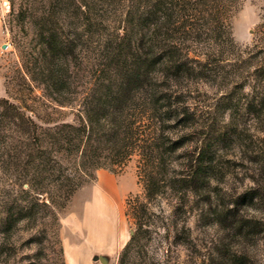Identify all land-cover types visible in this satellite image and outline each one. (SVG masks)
I'll return each instance as SVG.
<instances>
[{"label": "rangeland", "instance_id": "rangeland-1", "mask_svg": "<svg viewBox=\"0 0 264 264\" xmlns=\"http://www.w3.org/2000/svg\"><path fill=\"white\" fill-rule=\"evenodd\" d=\"M122 1L113 5L120 23L111 22L101 39L59 15L64 48L50 67L44 38L53 24L44 14L57 4L71 10L73 0H0V264H264V173L256 163L264 135V0H215L234 43L222 55L215 32L191 34L179 45L191 70L169 89L192 114L183 149L193 157L210 150L208 171L174 185L181 168L174 159L166 184L148 197L132 155L121 169L82 175L64 205L47 208L46 193L29 189L33 183L55 191L60 173L78 177L82 166L73 155L29 157L32 139L12 116L31 115L39 132L77 122L70 105L82 102L78 91L93 82L98 47L124 19L136 21L137 9ZM151 1H142L145 9ZM198 9L189 6L192 21L217 22L215 11ZM129 205L143 206L141 214Z\"/></svg>", "mask_w": 264, "mask_h": 264}, {"label": "trees", "instance_id": "trees-1", "mask_svg": "<svg viewBox=\"0 0 264 264\" xmlns=\"http://www.w3.org/2000/svg\"><path fill=\"white\" fill-rule=\"evenodd\" d=\"M121 1L73 0L71 10H68L69 4H57L46 9L44 22L50 21L54 25L49 27L44 38V60L49 61L48 66L52 67L63 53L61 48L64 47L58 41L56 27L59 15H68L91 37L101 39L104 37L102 31L108 29L111 22L117 20L120 23V14L113 5ZM130 1V8L138 11L136 21L124 19V25L115 29V35L111 34L105 39L103 47H98L100 53L95 56L98 61L92 70L93 82L78 91L85 95L83 101L70 105L71 110L77 112L76 123L61 122L53 132L50 128L39 132L37 130L41 127L31 115L21 119L12 116L14 124L23 128L29 140L35 141H30L35 152L29 148V157L39 153L50 161L55 154L60 153L64 157L73 155L82 166L78 177L75 173H60L55 191L50 187L37 189L33 183L29 184L30 190L46 193L47 202L42 203L47 208L49 203L64 205L82 183L81 178L85 177L82 175H92L93 171L102 167L121 169L132 155L139 156L137 175L148 197L158 194L166 184L163 180L166 181L174 159H178L181 166L176 179L169 177L174 185L180 183L185 186L191 176L194 178L211 168V165H204L205 150L208 156L210 150L199 151L193 157L183 149L187 141L183 130L189 126L192 114L181 106L180 96L169 88L172 83L179 87L191 70L186 59L188 52L182 56V48L179 47L186 37L204 32L208 35L217 33V38L223 39L219 55L234 46L229 25L221 17L223 13L220 14L223 7L215 0H154L149 5L150 10H147L142 1L147 3L150 0ZM199 4L202 7L198 9ZM189 6L207 15L215 11L217 22L213 25L195 23L190 19L194 13L188 10ZM144 13L146 16L142 15ZM134 32H138L140 37L135 38ZM65 84L64 90L67 91L69 87ZM68 104L64 101L58 103L59 106ZM261 105L264 106V100ZM11 106L14 108V105ZM259 141L262 145L257 150L256 163L259 174L263 175L264 135ZM142 207L129 205L128 210L134 215L141 214Z\"/></svg>", "mask_w": 264, "mask_h": 264}]
</instances>
